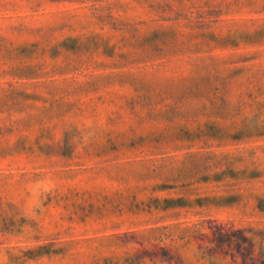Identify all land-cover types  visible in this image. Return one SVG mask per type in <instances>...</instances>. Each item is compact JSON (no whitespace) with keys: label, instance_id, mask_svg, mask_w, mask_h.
I'll list each match as a JSON object with an SVG mask.
<instances>
[{"label":"rangeland","instance_id":"1","mask_svg":"<svg viewBox=\"0 0 264 264\" xmlns=\"http://www.w3.org/2000/svg\"><path fill=\"white\" fill-rule=\"evenodd\" d=\"M0 264H264V0H0Z\"/></svg>","mask_w":264,"mask_h":264}]
</instances>
